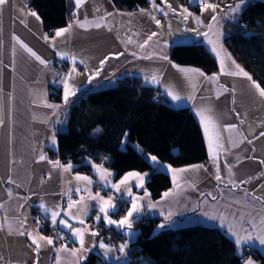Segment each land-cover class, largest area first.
I'll return each mask as SVG.
<instances>
[{
  "label": "crops",
  "instance_id": "1",
  "mask_svg": "<svg viewBox=\"0 0 264 264\" xmlns=\"http://www.w3.org/2000/svg\"><path fill=\"white\" fill-rule=\"evenodd\" d=\"M146 1L147 5H151V0ZM215 1L212 0L216 3L217 1ZM30 2L31 0H11V3L0 14V119L4 121V124L0 126V204L3 205L0 207V225H3V228H0V256L3 257L0 264H34L36 255L29 247L30 241L26 237L17 235L15 231L10 234L8 225H11L13 229L18 228V220L26 218V227L29 230L34 234L39 233L45 236L35 227L32 215L35 211L42 212L39 207L42 202L50 208L59 205L60 208L67 209L69 195L73 200H79L81 195L86 197L87 194L83 190L80 194L75 192L78 183L73 179L75 175H84L92 179L93 184L90 186V191L93 195L99 191L105 199L108 197L105 192L111 188H106L99 182V175L93 168L92 175L74 172L73 164L69 173H63L60 169L53 168L49 161L59 160L51 158L49 154V150L57 149V145L50 144V137L55 131L57 138L58 132L65 129V111L71 104L85 95L113 88L125 77L139 79L144 87L147 86L153 90L158 88L161 97L174 108H187L191 111L200 126L208 156L204 163L182 166V168H188L194 165H203L204 168L182 174L179 188L174 186L172 174L166 168L160 167L167 164L160 162L158 165H153L150 160L151 169L147 172L149 177L145 185L149 182L152 173L156 172L154 169L159 168L158 172L166 174L171 181V187L167 191L172 190L176 195L161 199L163 192L156 200L150 196L149 199L153 203L158 202L157 207L155 209L145 207L140 216L135 218L134 223L143 217H155L161 220L159 222L161 224L164 222V218L160 213L172 212V221L169 226L164 229L157 226L154 234L163 230L196 225L219 229L234 243L233 238L226 234V228H221L219 221L209 220L204 213L239 212L243 213L247 219L249 212L255 215L264 207L259 202L252 200L251 196L245 195V190L254 191L256 195H264V164L261 163L264 161V136H260V133L264 132V101L254 93L249 81L245 78L219 75V62L210 51V46L207 45L203 37H197L194 33L186 30L196 27L195 23L192 20L185 23L171 11L165 17L163 12H153L152 5L151 8L147 6L142 8L146 12H152L160 20L166 18L165 24L157 27L150 15L141 14V9L127 12L114 7L111 0H88L79 11L77 18L84 20L87 17L89 21L95 22L105 13H111L112 15L108 16L105 22L107 27H90L87 30L73 27L70 33L52 41L51 38L59 29L55 32H45L41 20L37 21L32 16L23 17L21 15L19 9L33 10L29 6ZM218 2L224 10L219 12L220 32L222 33L220 43L223 45L225 23L233 21L252 3L264 2V0H246L245 4L241 6V11L235 14L234 18H232L233 14L228 5L236 4L238 0H219ZM156 3L167 10L161 0H156ZM168 3L177 10L183 6L194 15H200L197 0H168ZM71 5L72 11H75L74 4L71 3ZM97 9H99L98 12ZM21 18L25 19L27 27L20 23ZM202 19L207 24L210 19L209 14L205 13ZM67 26L68 24L65 27ZM152 32H156L158 35L153 37L145 48H139V45ZM46 34L50 38L47 42L43 39ZM13 35L19 37L28 47L45 59L47 67L39 64L20 48L12 39ZM129 37L133 43H127ZM188 44H200L205 47L215 58L218 70L206 74L202 69L177 66L197 69L203 72L206 77L219 75L216 83L197 76H193L189 80L177 68L172 67L174 63L169 58L172 47ZM223 48L226 50L224 45ZM58 52L75 56V65L69 58L61 59L57 55ZM226 52L229 55L227 50ZM118 53H123V55H119L118 58L112 55ZM133 53L136 55L134 56ZM148 54H152L153 58H137ZM162 54H166L172 63L159 59V55ZM105 57H109V59L103 65L100 75L89 83L88 74L100 68V61ZM231 59L234 60L233 57ZM81 60L84 63H81ZM66 66V71H62ZM73 66L76 67L78 73L71 81L76 88V95L70 97L69 102L65 104L63 100L64 86L60 80L68 74ZM79 67L84 69L79 71ZM152 75L157 76L156 82H148L145 79ZM220 85L229 88V91L217 98V92L222 91ZM169 86H172L183 99L172 101L166 94V89ZM53 87H61V99L58 101L52 99L50 95ZM48 104L60 107L49 108L46 106ZM208 109L211 110L210 113L207 112ZM197 111H205L206 114H210L219 129L222 143L226 149V151H221L216 162L219 164L223 183L214 178L217 168L209 159L207 139ZM229 125H236L235 130L225 131ZM249 140L251 143L248 142ZM41 153L47 156L46 160H39ZM226 165L232 166L231 174H229ZM100 166L113 173L111 177L113 183L119 182L128 173L116 178L114 172L103 165ZM249 177H252L250 183L239 185L236 189H232L230 184L225 187L230 179L239 184L241 180H247ZM9 178L14 183H8ZM9 190L12 192L11 197L8 195ZM132 191L134 195H143L142 189L133 187ZM65 192H68V195H65ZM210 192L216 197L215 200L207 195ZM117 194L122 196V193ZM127 199V196H123L122 204L125 205V212L122 215H118V211L111 214L112 219L119 220L126 214L127 208L130 207V204L125 203ZM233 201L240 203H233ZM144 203L146 204L147 201ZM87 204V215L81 217L85 220L86 225L91 218L96 220L95 217L98 214V204L95 200H87ZM72 211L75 213L76 209ZM42 213L51 223L50 213ZM229 220L236 222V218L231 215H229ZM101 222L104 224L102 219ZM71 223L75 227H82L76 221H71ZM106 226L108 227V225ZM58 227L62 231L69 232L59 225ZM109 227L123 237L120 243L114 247L116 250L105 257L103 250L98 247L99 241L103 238L86 235V246L90 250L84 253L86 258L80 261V264H84L90 255L94 256L96 264L127 263V254L130 246L138 237V231L133 224L132 231L135 235L130 237L125 234V230L118 229L114 225ZM245 227H247L246 224ZM125 241H128L126 255L121 256L118 248ZM93 243L97 246L92 247ZM78 247V243L73 242L68 248L71 250ZM52 249V246L41 249L39 264L51 263L54 256ZM246 249L253 250L263 256L264 246L254 242V246L243 245L239 250L236 248V253L242 257V264L248 259H252L254 264H258L254 257L245 253ZM56 255L54 262H56ZM60 255L62 257L61 264H76L77 258L71 256L69 252ZM118 256L119 260L116 259Z\"/></svg>",
  "mask_w": 264,
  "mask_h": 264
},
{
  "label": "trees",
  "instance_id": "2",
  "mask_svg": "<svg viewBox=\"0 0 264 264\" xmlns=\"http://www.w3.org/2000/svg\"><path fill=\"white\" fill-rule=\"evenodd\" d=\"M118 10L131 12L147 6L146 0H111ZM30 8L42 21L45 32L67 25L73 8L70 0H31ZM223 45L235 62L264 87V2H255L223 27ZM169 58L179 66L218 70L215 58L202 45L172 47ZM67 66L62 70L66 71ZM61 87L52 89V99H61ZM154 90L137 78L125 77L116 86L81 97L65 111L66 127L57 134V149L51 158L74 165V172L92 175L100 164L121 177L127 172H148L151 155L174 168L204 163L206 145L199 124L187 108H174L164 98L154 102ZM125 133L127 135L125 136ZM153 200L171 187L169 177L154 172L145 185ZM125 212V206L118 215ZM159 218L143 217L134 223L138 231L126 264H242L235 244L219 229L186 226L154 234ZM100 238L106 241L100 221ZM112 235L123 239L110 228ZM258 264L264 255L255 254ZM84 264H96L93 255Z\"/></svg>",
  "mask_w": 264,
  "mask_h": 264
},
{
  "label": "snow or ice",
  "instance_id": "3",
  "mask_svg": "<svg viewBox=\"0 0 264 264\" xmlns=\"http://www.w3.org/2000/svg\"><path fill=\"white\" fill-rule=\"evenodd\" d=\"M88 2V0H71V3L75 6V11L71 12V21L68 24L67 27L61 28L55 32L54 37H52V41H54L56 38L63 37L65 34L70 33L73 27H77L80 29L87 30L90 27L95 28H101V27H107V17L112 15L111 13H105L103 16L99 18V20L93 22L89 21L87 17H85L84 20L78 19V13L83 8V6ZM199 4V10L200 15L196 16L191 11H189L188 8H185L181 6L179 10L172 7L170 3H168V0H161V3L165 6L167 10L164 8H161L160 5L156 3V0H151L152 10L153 12H163V15L165 17L168 16L169 11H171L174 15L180 17L185 23H187L189 20H192L196 27H190L186 30L189 32L194 33L197 37H203L204 41L207 43V45L210 46V51L215 55L217 61L219 62L220 66V74L219 75H228L231 77H237V78H245L250 83L251 89L254 90V93L262 100L264 101V87H262L258 82L253 80L252 76L249 75L247 71H245L243 68L240 67V65L236 64L234 60L231 59V57L227 54L226 50L223 48V45L220 43V38L222 33L220 32V17L219 12L224 11L218 3L212 2V0H197ZM246 0H238V2L234 5H228V8L230 9V12L233 14L232 18H234L235 14L239 13L241 11V6L244 5ZM11 3V0H0V14L3 13L6 6H8ZM21 15L23 17L26 16H32L37 21L40 20V16L37 14L36 11L28 9L25 11L24 9H19ZM97 12L99 9L96 10ZM142 15H150L151 19L155 22L157 27L161 26V20L158 19L152 12H146L144 9L140 10ZM205 13H208L210 16L209 22L205 24L204 19L202 17ZM20 23L24 24L25 27H27V24L25 22V19L21 18ZM206 29V30H204ZM111 30V29H109ZM158 33L152 32L150 35L147 36V39L144 40L142 44L139 45V48L143 49L145 48L149 41L153 39V37L157 36ZM12 39L15 41L17 45L20 46L28 55L32 58H34L35 61L39 62V64L44 65L47 67V61L43 59L40 55H38L35 51H33L30 47H28L22 40L19 39V37L13 35ZM43 39L47 42L49 41V36L46 34ZM127 43H133L131 37L128 38ZM15 50V49H14ZM57 55L61 59L69 58L73 61V65H75L76 57L75 56H69L68 53L64 52H58ZM113 56H116L118 58L119 55H123V53L118 54H112ZM135 56L136 53H133ZM137 58H144V59H152V54L145 55L143 57H137ZM109 57H105V59L100 61L101 67L98 68L95 72L88 74V81L89 83L98 77L100 75V71L102 70L103 65L107 62ZM159 59L168 61L170 64L172 63L166 54L159 55ZM81 63H84V61H80ZM230 62V63H229ZM173 68H177V70L185 75L187 79H191L193 76L197 77H203L206 80H209L210 82L216 83L219 79V75H213L211 77H206L203 72H200L197 69H191V68H182L178 67L175 64H172ZM75 75H78L76 67L73 66L67 75H65L60 82L64 86V96L63 100L64 103L67 104L70 100V97L76 95V88L71 83V81L75 78ZM148 82H156L157 76L152 75L150 78H145ZM222 91L217 92V98H219L220 95L223 93H226L229 91V88L224 87L223 85L219 86ZM234 91V89H233ZM166 94L168 97L171 98L172 101H180L183 98L177 94V92L174 90L172 86H169L166 89ZM189 99H192V97H189ZM234 102V101H233ZM49 108H59V105H46ZM208 113L211 112L210 109L207 110ZM197 115L200 117V123L203 126L204 134L207 139L208 144V150H209V159L216 165L217 172L215 175V180L218 182L223 183V178L220 175L219 172V164L216 163L218 160V157L222 150L226 151L224 148V144L222 143L221 136L219 134V129L217 128L216 121L213 119V117L210 114H206L205 111H197ZM243 122V121H241ZM4 124L3 119H0V126ZM236 125H229L227 128H225V131H233L235 130ZM127 133H125V136ZM260 136H264V132L260 133ZM251 143V141H248ZM50 144L52 146L57 145V138L55 131H53V134L50 137ZM47 159V156L44 153H41L39 155V160L44 161ZM146 159H150L153 165H158L159 161L157 156L151 155L149 157H146ZM49 163L52 164L53 168L60 169L63 173H69L72 170V164L69 162L67 165H62L59 161H49ZM262 164H264V161H261ZM160 167L166 168L169 173L172 174V180L173 184L176 188L180 187L179 180L182 177V174L199 170L201 168H204L203 165H194L188 168H181V169H174L170 165H161ZM229 174L232 173V166L226 165ZM92 168L95 170V172L99 175V182L104 187H110L112 190V195H109L106 199L101 196L100 192L97 191L95 195H93L90 191V186L93 184L92 179H90L88 176L84 175H75L73 179L77 181V186L75 188V192L77 194H80L83 190L87 196L84 195L80 196L79 200H73L71 196L69 195V202L67 205V209L60 208L59 205H56L55 208L47 207L43 202L39 205L40 209L44 213H50V219L51 224L53 226V230L55 231L57 226H61L64 229H67L71 233V237L74 238L73 242L78 243V248H72L71 250L67 247V245H61L59 248H56V264H61V253L69 252L71 256L76 257V264H80V261H83L86 257L84 253L88 252L90 250L89 247L86 246V235H90L91 237H98L99 232L93 228H90L86 225L85 220L81 218L82 216L87 215V200H95L98 204V214L96 215L95 219L96 222L99 223L101 219L103 220L104 224L108 226H116L118 229L125 230V234L134 237L135 233L133 230V224L135 221V218L140 216V214L143 212L144 208L147 209H155L157 207L158 202L153 203L149 197L150 193L148 192L147 188L145 187V183L149 177V174L147 172L141 174L136 171L128 172L126 175L123 176V178L117 182L113 183L111 180V177L113 173L107 171L100 165L92 164ZM159 168L154 169V171H159ZM207 171V169H205ZM252 180V177H249L247 180H241L239 184L234 180H229L228 184H225V187H228L230 184L232 186V189H236L239 187V185L250 183ZM134 182V183H133ZM8 183H14V181L9 178ZM19 187V185H17ZM136 187L138 189L143 190L142 196H137L133 194L132 188ZM71 191V190H69ZM122 193V196L120 199H123V196H127L128 199L125 201V203L130 204V207L127 208L126 214L123 215L119 220L112 219L111 214L118 211L117 204L114 202V200L117 198L115 194ZM9 197L12 196V192L9 190L8 192ZM65 195H68V192H65ZM176 195V193L172 190L166 191L163 193V196L161 199H167L171 196ZM208 196H211L213 200L216 199V197L210 192L207 194ZM246 196H251L252 200L259 202L262 206H264V195H256L254 191H248L245 190ZM144 201H147L145 204ZM233 203H240L239 201H233ZM0 207H3L2 204H0ZM230 207V206H229ZM73 209H76V212L73 213ZM161 216L164 218V222L159 224L158 227L160 229H164L167 226H169L170 222L172 221V212H168L165 214L164 212L160 213ZM204 215L212 221H219V225L221 228H226L227 235H229L234 240V244L239 250L243 245H253L254 242H258L259 245L264 246V207H262L260 212H257L255 215H253L251 212L247 214V219L245 218V215L243 213L239 212H231V213H225L220 212L219 214H209L207 212L204 213ZM229 215L236 218V222H233L229 220ZM71 221H76L81 225L82 227H75ZM40 220H37V225L40 224ZM245 224L247 227H245ZM18 228L13 229L11 225H8L9 233L15 231L17 235L26 237L29 241V247L32 249V251L36 255V260L34 264H39V254L42 248L46 246H54L55 240L58 238L59 240H65L67 237L65 235H59L57 238L54 237H48L41 235L39 233H35L31 230H29L26 227V218L24 220H18ZM0 228H3V225H0ZM92 247H96L97 245L93 243L91 245ZM98 247L103 250L104 256L107 257L109 253L115 251L113 246H110L101 239L98 243ZM128 247V241H125L124 243H121L119 245L118 251L121 254V256L126 255V249ZM117 260L120 259V257H116ZM3 261V257L0 256V262ZM244 264H254L252 259H248L244 262Z\"/></svg>",
  "mask_w": 264,
  "mask_h": 264
},
{
  "label": "built area",
  "instance_id": "4",
  "mask_svg": "<svg viewBox=\"0 0 264 264\" xmlns=\"http://www.w3.org/2000/svg\"><path fill=\"white\" fill-rule=\"evenodd\" d=\"M216 1H215L216 3H219L218 2L219 0H216ZM148 8H151V5H148ZM71 19H72V17H71V12H70L67 14V24L70 23ZM165 19H166L165 17L161 18V26H163L165 24ZM57 63H55V64H57ZM78 69H79V71H82L84 68L79 67ZM153 93H154V95L152 97V100L156 103L160 102L162 100L160 90L157 88L154 90ZM105 194H107L109 196V195H112L113 193H112V190L108 189V190H106ZM115 195L117 198L114 200V202L117 204L118 210H122L125 205L122 204V199H120V195L119 194H115ZM32 219H33V223L35 224V227L37 229H39V231L41 233L45 234V236L57 238L59 235L62 234V235H65L67 237V239H65V240H59L57 238L55 240L54 246H52V248H53L52 251L54 252V256H53V259H52L50 264H55L56 262H54V257L57 254L55 249L59 248L61 245H67V247H69L73 243V239H72L70 233L65 231V230L62 231L61 229H59L58 226H57L56 230L54 231L52 224L48 221V219L44 216V214L42 212L40 213L39 211H35L32 215ZM37 220L41 221L39 225H37V223H36ZM99 225H101L100 222L97 223L96 220H94L93 218H91L90 222L87 224V226H89L90 228H93L95 230H97L99 228L98 227ZM102 227L105 230V234H106V238H107L105 243L110 245V246L116 247L120 243V239L117 236H114L110 233L112 231H111L109 226L107 227L105 224L102 223ZM246 252L249 253L251 257H255L254 252H252L248 249H246Z\"/></svg>",
  "mask_w": 264,
  "mask_h": 264
},
{
  "label": "bare ground",
  "instance_id": "5",
  "mask_svg": "<svg viewBox=\"0 0 264 264\" xmlns=\"http://www.w3.org/2000/svg\"><path fill=\"white\" fill-rule=\"evenodd\" d=\"M148 5H150V4H148ZM148 5H147V7H148Z\"/></svg>",
  "mask_w": 264,
  "mask_h": 264
},
{
  "label": "rangeland",
  "instance_id": "6",
  "mask_svg": "<svg viewBox=\"0 0 264 264\" xmlns=\"http://www.w3.org/2000/svg\"><path fill=\"white\" fill-rule=\"evenodd\" d=\"M156 172H158V171H156ZM239 253V252H238Z\"/></svg>",
  "mask_w": 264,
  "mask_h": 264
}]
</instances>
